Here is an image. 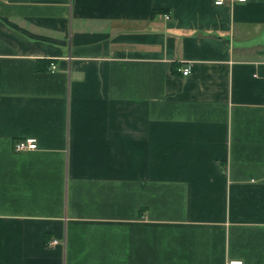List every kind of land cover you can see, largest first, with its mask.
I'll return each mask as SVG.
<instances>
[{
	"label": "crops",
	"instance_id": "obj_1",
	"mask_svg": "<svg viewBox=\"0 0 264 264\" xmlns=\"http://www.w3.org/2000/svg\"><path fill=\"white\" fill-rule=\"evenodd\" d=\"M0 264H264V0H0Z\"/></svg>",
	"mask_w": 264,
	"mask_h": 264
},
{
	"label": "built area",
	"instance_id": "obj_2",
	"mask_svg": "<svg viewBox=\"0 0 264 264\" xmlns=\"http://www.w3.org/2000/svg\"><path fill=\"white\" fill-rule=\"evenodd\" d=\"M245 2L246 0H212L213 5L215 6H222L228 2ZM166 19L169 18V16L167 14H165L164 16ZM51 71H53L55 69V65L54 64H50V68ZM182 74L183 75H187L189 73V68L188 67H184L182 70ZM37 148V142L35 138H25V139H21L19 141H17L14 144V150L15 151H24V150H34ZM57 240H52L51 244H56Z\"/></svg>",
	"mask_w": 264,
	"mask_h": 264
}]
</instances>
